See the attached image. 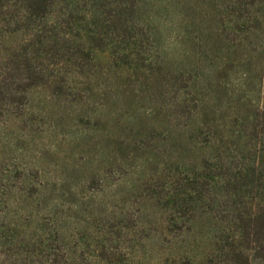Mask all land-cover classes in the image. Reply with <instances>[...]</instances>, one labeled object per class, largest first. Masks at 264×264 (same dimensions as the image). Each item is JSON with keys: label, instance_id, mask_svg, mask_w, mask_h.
I'll list each match as a JSON object with an SVG mask.
<instances>
[{"label": "rangeland", "instance_id": "rangeland-1", "mask_svg": "<svg viewBox=\"0 0 264 264\" xmlns=\"http://www.w3.org/2000/svg\"><path fill=\"white\" fill-rule=\"evenodd\" d=\"M263 138L264 0H0V264H264Z\"/></svg>", "mask_w": 264, "mask_h": 264}, {"label": "trees", "instance_id": "trees-1", "mask_svg": "<svg viewBox=\"0 0 264 264\" xmlns=\"http://www.w3.org/2000/svg\"><path fill=\"white\" fill-rule=\"evenodd\" d=\"M264 141V138H263ZM251 158H249V165L242 166L237 169L235 175H233V179H227L228 185L231 182V189L229 191H241L247 188H256L260 190V194L258 195V200H260V204H257V213L255 214L254 224H256L255 229L252 230L254 235V239L256 243L261 241V231L262 228L260 227L261 219L264 217V144L259 145L258 147L253 148L252 153H250ZM262 204V206H260ZM240 221L243 222V219L240 217L238 218ZM249 227L242 223L240 229L236 232L237 238L234 236L231 239V252L229 257L231 258L234 264H237V259H241L243 264H251L250 257L245 253H236L234 245L241 241H247L249 239ZM240 239V240H239ZM260 249V246H258ZM256 259L259 262L264 263V254L259 251L257 253ZM238 260V261H239Z\"/></svg>", "mask_w": 264, "mask_h": 264}]
</instances>
